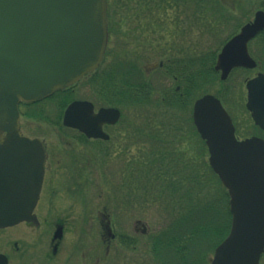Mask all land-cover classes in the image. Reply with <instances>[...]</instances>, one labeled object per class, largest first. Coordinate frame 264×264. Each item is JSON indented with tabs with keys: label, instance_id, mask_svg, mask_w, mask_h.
<instances>
[{
	"label": "rangeland",
	"instance_id": "obj_1",
	"mask_svg": "<svg viewBox=\"0 0 264 264\" xmlns=\"http://www.w3.org/2000/svg\"><path fill=\"white\" fill-rule=\"evenodd\" d=\"M153 1L155 3L149 7L135 1H125L112 19V30L116 32L115 43L112 45L113 55L125 58L126 61H134L145 72L141 80L152 84L153 91L147 96V100H151L147 101L148 104H130L123 108L119 123L108 129L110 138L101 143L105 146L107 154L105 149L102 150V145L76 142L74 136L70 139L67 129L61 127L57 130L47 124L46 119L55 118L53 101L45 105L38 103L31 106L35 111L43 110L46 116H21L22 132L44 139L49 156L35 208L39 224L28 226L19 223L0 229V252L7 255V264H156V256L151 253L152 241L155 236L161 234V228L166 225L170 228L163 239H171L169 235H177L188 228L184 221L171 220L174 212L183 208V205L187 206L186 199L179 194L184 189L185 182L173 197L175 205H172L174 201L172 202L167 194L162 197L150 196L153 190H138L132 182L135 173L133 168H136L137 162H131L146 158L151 153L154 147L151 134H163V139L166 135L169 138L171 136L170 129L166 127L169 124L160 125L154 130L149 127V123L158 118L159 111L155 104L160 100L157 97L162 89L175 88L176 82L162 70H152L148 67L159 59L177 53L178 56L186 57L194 48L199 49L192 50L194 52H207L216 48L238 24L250 19L264 0H210L211 10L204 17V14L199 16L197 12L201 4L194 0L180 1V4L172 0H165L164 3L162 0ZM262 40L258 42L260 47ZM252 74L253 71L245 75ZM215 79L217 81L211 83L210 88L197 91L195 95L206 91H227L221 98L225 105L230 107L232 117L244 128L239 134L248 133L264 137L262 132L254 128L244 106V74L231 72L225 81ZM83 81L75 87L76 96L91 99L90 95L88 96L90 89ZM151 95L155 99L151 98ZM183 113L172 111L168 121L177 123L178 116L185 118ZM185 125H181V132L174 133L175 136H181V148L188 149L191 144L193 158L198 161L206 160L207 153L203 151L197 137L191 138L188 144V130ZM140 133L143 135H139ZM98 146L101 147V159L98 158L100 155L92 150ZM166 148H170V143ZM150 172H156V165L151 164ZM183 172H186V167L179 174ZM142 179L146 182V176ZM125 181L131 183L129 191L124 189ZM159 183L161 181L155 180L149 189H154ZM216 192L214 183L210 185L209 193L215 195ZM163 200L169 201L170 206L163 207ZM106 214L110 219L108 233L103 230V215ZM54 220L63 222L62 236L55 246L56 254L48 261L53 243L51 222ZM136 220L147 226L145 234L140 231L141 226L135 223ZM125 240L128 241L126 245ZM207 244V239L192 244V250L199 253L193 252L190 257L189 242L187 260L190 259L192 264H201V261L202 264H207L205 253L202 257L197 255L206 249ZM156 246L155 244L153 249ZM157 256L170 264H174L177 259L174 253H170L165 247L160 248Z\"/></svg>",
	"mask_w": 264,
	"mask_h": 264
},
{
	"label": "water",
	"instance_id": "obj_2",
	"mask_svg": "<svg viewBox=\"0 0 264 264\" xmlns=\"http://www.w3.org/2000/svg\"><path fill=\"white\" fill-rule=\"evenodd\" d=\"M263 18L256 13L223 45L214 66L221 79L232 67L253 66L246 42L264 26ZM106 37V0H0V228L37 223L32 210L46 153L40 140L20 134L17 103L42 99L95 69ZM245 87L246 108L264 130V73ZM118 115L113 108L94 113L90 102L75 100L64 110L62 123L87 136L106 137L101 125ZM192 119L229 197V232L211 264H257L264 248V140L236 139L230 117L211 94L195 100ZM5 263L0 255V264Z\"/></svg>",
	"mask_w": 264,
	"mask_h": 264
},
{
	"label": "trees",
	"instance_id": "obj_3",
	"mask_svg": "<svg viewBox=\"0 0 264 264\" xmlns=\"http://www.w3.org/2000/svg\"><path fill=\"white\" fill-rule=\"evenodd\" d=\"M125 1L128 2L129 0H108V12L110 16L112 14L115 15L119 7H123ZM131 1H135L138 4L143 3L146 7H149V5L152 6L154 2L153 0ZM164 1L165 0H162L163 3ZM172 1L180 4V1L184 0H175L177 2L174 0ZM194 1L201 4V6L197 8V12L200 14L199 16L204 14V17L211 10L209 4L210 0ZM262 34L264 38V33ZM192 50L199 49H191L190 55L186 57L178 56V53L177 55L165 57L166 60L161 70L165 75L176 79L180 89L178 91H162L160 96L157 97L160 99V103H157L158 107H163L164 109L169 108V106L174 105L175 100L178 101L181 97H184V100L187 101L189 96L191 94L193 95V91L201 92L203 89L207 90L211 87V83L217 81L215 79L217 75L212 68L215 53L212 51L194 52ZM107 52L109 53V50H107ZM156 70L158 71L160 69L156 68ZM96 74L103 78L102 89H99V92L101 93L100 96L102 99H104V103L107 104L123 105L128 100L141 103L145 101L147 96L153 91L152 84L150 85L148 82L140 80L144 77L143 75H145V72L141 70L134 61L127 62L123 58H118L108 67L100 69ZM89 76L91 79V77H95L96 75L91 73ZM61 95L63 96L59 106L60 108L72 98L71 93L69 94L68 92ZM179 104L182 108L183 103ZM183 112L185 118L178 116L177 123L173 124L171 121H168V117L172 114V111H159L157 120L154 119V121L149 123L150 126H148L155 130V128H158L160 125L165 126V124H169L166 126H173L171 129L177 134L183 129L181 125L186 124L185 127H187L188 130L186 133L188 135L187 140L189 144L190 139L195 138L196 135L193 127L190 125V116L187 115V112ZM175 135H173L172 141H170H174V145L170 148H166L164 143L167 139L162 138L163 134L151 135V137H153L151 143H153L154 147L151 149V153L148 154V156L146 155V158L142 157L136 161V168H133V172L135 173L134 178L132 177V182H134L133 185L137 187L138 190H147L145 192L153 190L150 196L162 197L164 194H167L169 199L172 202L174 201L172 205H175V199L173 197L177 194L178 190L180 191L183 182H185L184 189L179 194L182 198L186 199L187 206L183 205V208L174 212L171 220H174V222L184 221V223L188 225V228L177 235H169L171 239L167 238L165 241L160 239L165 236L163 235L164 233L161 232L163 234L155 236L152 242L153 246L156 243L160 246H167L165 248L170 253L173 252L176 258H178L186 256V251L184 250L187 245L186 241L189 239L190 244H192V239L198 236L206 237L207 239L214 236L215 239L211 241L213 244L222 239L229 227L230 214L228 211L227 193L223 187L220 186L219 181L209 168L207 161L204 159L199 161L194 159V152L192 146H190L191 144L188 145V147L186 146L188 149H182V146L179 144L181 136ZM202 149L203 151L205 150L204 147ZM170 150L172 151L171 153ZM200 153L203 155L202 152ZM200 156L201 155H199V157ZM151 164L156 165V172H150ZM185 167L186 172L179 174L181 170H185ZM144 176H146V182L142 179ZM155 180L161 181V183L157 184L154 189H149V187L154 184ZM214 183L217 192L215 195H212V193H209V190L210 185L212 186ZM148 198L149 197H147V200ZM162 205L163 207L170 206L169 201L166 200L162 201ZM158 244L156 245L158 246ZM191 252L192 250L190 247V254ZM174 264H178V262Z\"/></svg>",
	"mask_w": 264,
	"mask_h": 264
},
{
	"label": "flooded vegetation",
	"instance_id": "obj_4",
	"mask_svg": "<svg viewBox=\"0 0 264 264\" xmlns=\"http://www.w3.org/2000/svg\"><path fill=\"white\" fill-rule=\"evenodd\" d=\"M262 10H264V7L262 8ZM107 127H108V126H106V128H107ZM238 136H239V135H238ZM45 169H46V165H45ZM55 222H56V220H54V221L51 222V223H53L52 226H54V224H56ZM60 223H61L62 226H63V222L61 221ZM51 240H52V239H51ZM55 252H57V251H55ZM55 252H52V249H51V252L49 253L48 261H51V259H52V257H53V254H56Z\"/></svg>",
	"mask_w": 264,
	"mask_h": 264
}]
</instances>
